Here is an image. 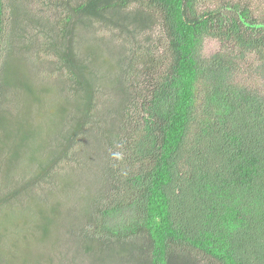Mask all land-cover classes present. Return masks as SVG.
<instances>
[{"label":"trees","instance_id":"obj_1","mask_svg":"<svg viewBox=\"0 0 264 264\" xmlns=\"http://www.w3.org/2000/svg\"><path fill=\"white\" fill-rule=\"evenodd\" d=\"M2 157L24 175L0 206L105 169L78 246L95 264H264V1L0 0Z\"/></svg>","mask_w":264,"mask_h":264},{"label":"rangeland","instance_id":"obj_2","mask_svg":"<svg viewBox=\"0 0 264 264\" xmlns=\"http://www.w3.org/2000/svg\"><path fill=\"white\" fill-rule=\"evenodd\" d=\"M156 37L157 34L152 36L153 39H156ZM102 38L108 40L106 44H112L110 42V40L112 41L111 35H105ZM112 42V45L116 46L117 49L128 51L134 48L136 43H144V39L140 38L136 41L120 39L115 43ZM219 47L217 41L208 39L204 53L210 55L219 50ZM102 48L107 51L104 44L94 43L93 49L96 52V59H99L97 53H100ZM20 64L23 67L20 70H33L28 58L21 61ZM104 70H108V68H104ZM141 104L142 101H139L138 105ZM90 139L86 140V144H90ZM80 148V146H75L72 151H79ZM2 160L4 162L0 164V186L6 187V177L9 176L11 181L13 179L19 180L24 174L18 169L13 171L14 168L7 166L3 157ZM83 162L86 164L90 162V159L85 157ZM105 163H107V160H105ZM62 169L63 171L57 174V178L52 182V185L40 184V188L35 187L27 194L4 204L5 206H0V250L2 249L5 254L8 255L6 250L3 249L4 240L7 245L13 247L14 255L26 260L27 264H46L47 262L44 261L51 258L54 259L49 261L48 264L54 262L55 264H95L92 262L93 259L90 255L79 251L80 247L78 246H81V233L84 222L95 207L94 199L102 187L105 169L97 165L83 168L72 163L64 165ZM6 188V190H0L1 197L10 193L13 186ZM103 189L108 190L106 186ZM50 192L55 195H45L50 194ZM111 194L108 193V195ZM54 205H57L55 213L53 212ZM95 217H98V213ZM47 222L51 225L43 226ZM46 227L49 230L48 236L43 240L45 241L43 246H39L36 242L42 238L43 230ZM32 228H36L37 235L35 237H30L31 235L28 234ZM97 242L93 245L97 246ZM117 246L114 245L113 247ZM53 248L57 249V252H52ZM116 252H101L96 248L93 255L95 260L99 262L97 264H123L122 260L117 257Z\"/></svg>","mask_w":264,"mask_h":264},{"label":"clouds","instance_id":"obj_3","mask_svg":"<svg viewBox=\"0 0 264 264\" xmlns=\"http://www.w3.org/2000/svg\"><path fill=\"white\" fill-rule=\"evenodd\" d=\"M96 213H98L97 211H94L93 214L89 217V218H94Z\"/></svg>","mask_w":264,"mask_h":264}]
</instances>
